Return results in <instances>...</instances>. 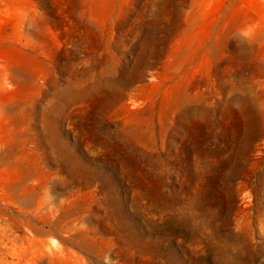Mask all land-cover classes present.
<instances>
[{
  "label": "rangeland",
  "instance_id": "1",
  "mask_svg": "<svg viewBox=\"0 0 264 264\" xmlns=\"http://www.w3.org/2000/svg\"><path fill=\"white\" fill-rule=\"evenodd\" d=\"M0 264H264V0H0Z\"/></svg>",
  "mask_w": 264,
  "mask_h": 264
}]
</instances>
